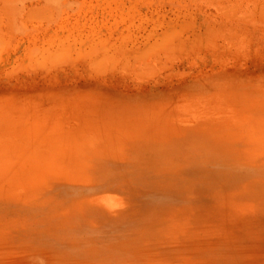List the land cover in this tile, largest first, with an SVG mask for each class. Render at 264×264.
<instances>
[{"label": "rangeland", "instance_id": "obj_1", "mask_svg": "<svg viewBox=\"0 0 264 264\" xmlns=\"http://www.w3.org/2000/svg\"><path fill=\"white\" fill-rule=\"evenodd\" d=\"M147 1L149 0L136 2L135 0H0V10L3 9L4 11L8 6H11L10 12L13 11L20 14L19 22L27 21L25 18L28 17V22L24 21V26L15 29L13 35L12 33L11 35L9 34L8 39L4 37L8 36L7 31L1 34L9 43L6 41L7 44H5V39L1 40L2 37H0V41H2L0 43V105L2 106L0 107V139L4 141V143L0 142V151L6 153L16 150L20 146H23L22 149H26L25 145L30 144L31 146L29 147L35 150H31L33 154L43 153L48 156V161H44L42 158L34 161L19 159L18 163L14 161L17 163L13 165L15 178H23V181H26L24 183L26 185L25 188L40 190L41 193L40 197L35 200H26L27 206L34 205L36 202L40 205L45 200L47 202H71L73 204L77 203L75 205L79 209L75 214L81 218H85L86 213L105 215L110 213L108 209L110 206L105 204L107 194L119 192L118 194L121 195L120 203L123 205L131 204L142 209L159 206L166 210L169 208L189 207L190 209L186 212L190 213L189 222L191 224L194 223V225L203 227L210 233L217 234L219 239L223 241L222 243H226V246L228 245V251L220 255L216 262H212L213 264H264V214L261 215L259 220L251 221L248 224L230 222L223 216V212H227L225 210L227 207H217L218 209H215L216 205L210 198L195 197L198 193L193 191L198 184V178L196 177H199L202 183H210L209 180L206 181L202 178L210 176V171H207V168H214L215 171H212L211 174L219 177L217 182L227 181L226 183L232 186L236 184L243 190L239 196L241 200L248 203V206L264 209V139L261 145L253 149H250L248 145L245 149L238 139L232 138L234 130H242L246 131V133L264 132V61H262L264 60V31L259 35L253 36L252 34L251 40L248 36L245 39L246 43H243L244 49L235 54L233 50L229 51L227 49H225L227 52L224 51L222 53L207 50L200 44L201 41H197L205 35L198 37L196 26L199 25L194 27L195 24H202L209 17L211 19L217 17L215 21L224 18L223 15H225L226 10L230 9V5L232 6L231 9L237 8L239 4V7H245L244 9L251 8V11L257 12L259 10L258 5L261 7L263 4L262 0H241V3H239V0H227V2L226 0L221 2L214 0H201L202 2L199 0H150L151 3H147ZM227 3L228 5H226ZM254 4H256L257 9L253 8ZM47 5H52L51 13L46 12L45 8L43 10V6ZM224 5L229 8L227 9ZM35 6H42L40 11L37 10L39 8L36 9L38 13L31 10L33 7L35 9ZM219 7L221 9H218ZM215 8L216 11L218 10L217 13ZM28 10L35 13L30 12V14ZM223 11L224 14L222 15ZM156 13L157 15H155ZM0 14V17L4 15L2 11H0ZM40 14L41 16H39ZM49 14L53 18H50ZM175 14L177 15V21L175 20ZM119 15H121L119 20L124 17L121 22L118 20ZM144 15L149 18L146 19L147 21L144 20ZM193 15L195 16L194 18ZM47 16L50 18L49 20H47L48 18L46 19ZM141 17L144 21L141 20ZM196 17L197 19H195ZM39 18H41L40 20L43 19V22H39ZM169 18H172V21ZM115 19L118 20L117 24L114 22L116 21ZM151 19H155L154 22ZM75 21H77V24H75ZM34 22H37V26ZM100 22H102V25ZM157 22L159 26L162 23L163 25L157 28ZM126 23L127 26L125 25ZM135 23L140 27L137 28L138 26ZM39 24L41 25L39 26ZM59 24H63V27H61L62 32ZM86 24L91 25L92 28ZM114 24L117 26H114ZM169 24L174 26V32L177 30L175 33L172 31L174 34L171 33L172 36L175 35L173 36L175 38H172L171 35L164 37L165 40H167L166 37H170V39L168 37L169 40L167 41L172 43L171 52L167 56H151L152 59L149 57L148 61H146L165 63V65L169 63L170 67L168 64L166 66L163 65L161 68L158 65L151 66V73H155L150 76L149 73L144 72L147 76L144 77L145 74L142 73L140 75V71L136 72L139 75L132 71L127 75V71H129L127 65L129 63H126L127 65L124 66L127 67V70L124 69L127 74H125L124 66L122 68L120 66L121 63L126 62L123 60L128 58L129 61L127 62L132 64L133 58L137 57L138 53L141 54L140 51L142 55L145 54L146 52L143 51V48L149 43V37L162 36L166 31V26H169ZM25 25H28L27 28ZM74 25L79 27L75 26L74 28ZM178 26L179 29L177 28ZM97 27H100V31H97ZM122 27L123 30H121ZM1 28L0 30L3 32L6 30L4 27ZM71 28H73V31L69 30ZM107 28L111 30L110 37L108 36L109 30ZM163 28L164 32H162ZM92 29L95 33H91ZM151 29H155L156 32L150 31ZM88 30L91 31L89 35L85 32ZM120 30L121 33L119 34ZM70 31L74 34H71ZM125 31L126 33L131 31V35L129 33L130 37ZM146 32L148 36L150 34L147 39L145 38L147 36ZM67 33H69V36L67 35L68 44L65 43L66 40H63ZM52 34L56 36V39H54ZM90 34H92L91 37ZM123 34L127 35L124 36L125 38L129 37L127 42L125 40L121 41L124 38L122 37ZM72 35L76 36V39L73 38V40H78L80 35V40H78L80 42L71 41ZM84 35H86V39L83 37ZM95 35L98 37H94ZM196 35L198 38H196ZM100 36L102 41L98 40V43L100 42L98 44L95 39H100ZM47 37L51 38L49 41L53 40L52 44L48 41L49 38L46 39ZM102 37L105 38V42ZM57 38H63L61 46L66 48V50L64 48L65 54L63 55L62 51L60 55L68 57L69 60L73 59V61H62L66 62L62 63L61 61H54L51 57L49 60L52 59L53 62L47 59L46 54L51 56L50 51L54 48L63 49V47L60 48V39L58 40ZM33 40L34 45L32 44ZM45 40L46 43L44 42ZM132 40L137 41L132 45ZM94 41L95 44H93ZM116 41H120L118 42L119 44L116 45ZM142 41L145 42L143 43ZM221 41L219 37L211 45H220ZM15 42L16 47L13 45ZM74 43L76 47L73 46ZM89 43L93 45L88 46ZM130 43L131 45H129ZM41 44L44 45L41 46ZM108 44L116 46L115 49L110 45L108 47L110 50L106 48ZM256 44L259 48L256 47ZM77 45H79V51L77 50ZM134 45L138 47H134ZM189 45H192V48ZM29 46L30 48L40 46L43 49L29 50L27 48ZM103 46L108 49L105 55L101 54L102 50L103 53L105 52ZM124 46L130 49H125ZM147 46L146 48H149V45ZM178 46H188L186 48L188 50L180 52L177 50ZM47 47L49 48L47 49ZM94 47L97 55L91 54L89 58L85 57L89 55L87 54L88 50L92 49L94 53ZM121 48L123 51H121ZM112 49L113 51L116 50L114 54ZM31 50H35L34 54ZM85 50L88 52H85ZM28 52H31L30 55L32 54L30 58H28ZM254 53L256 54L254 55ZM40 54L45 55L46 58H41ZM82 54H84L86 59ZM100 54L103 55L101 59H104V63L107 64L105 65L107 67L106 70L111 72L105 71L103 62L99 66ZM115 54L118 55L117 62L120 63L117 67L109 63L111 59L114 62L112 57H115ZM196 54L202 59L195 57ZM123 55H126L127 58L123 57ZM257 55L260 58L262 55L263 57L257 61L259 59V57L256 59ZM74 56L76 60H74ZM222 56L224 57L222 58ZM233 57L238 59L236 60L237 62ZM31 58L34 59L32 60ZM97 58L100 59L97 64L94 63L97 68L91 65L89 66L92 69L87 67V61L93 62ZM29 59L32 61L26 62ZM137 59L135 60L137 61ZM164 59L167 62H164ZM238 61H240L239 64H237ZM29 62L30 64H28ZM189 62L192 63L191 66ZM10 63H12V66H10ZM14 63H17V65L13 66ZM26 63L30 65V68ZM43 63L46 66H51V63H58L59 65L56 64L51 66L52 68H48ZM231 63L232 66H230ZM108 66H112V70ZM10 67H14V71ZM156 67L160 69L157 70ZM118 68L120 69L118 70ZM95 69H98V71L102 69V74ZM10 70L11 72H9ZM16 70L18 73L15 72ZM158 71L161 72L159 73ZM196 71H199V73H196ZM33 76L36 77L33 78ZM103 80L105 81L103 82ZM138 87H141V89H138ZM30 88L32 89L30 90ZM174 107L179 108L174 109ZM172 110H181L182 112L176 113ZM187 110H192V112L197 110L199 114L194 115V117L198 118V126L206 123V120L211 115L214 119H218L222 124L218 125L217 128L221 133L220 139L210 141V139L198 136L196 139L190 140L183 137V134L178 137L173 136V140L159 145L157 148H152L156 143L153 136L159 131V128H164L168 121L172 119L190 117V115H187ZM219 110L223 112V115L218 114ZM233 110L241 111V122L239 124L232 117ZM203 111L210 114L204 115ZM206 146H211V154L216 162H207L205 159L198 157L200 150L207 148ZM215 146L220 147L221 150L215 149ZM186 151L194 155V158H189ZM193 162L201 164L195 167ZM200 169L202 171H199ZM18 170H20L19 174L16 173ZM170 170L173 171L172 175H170V172H172ZM2 189L3 187L0 185V193H3ZM170 190L171 192H169ZM185 191L189 192L184 193ZM178 194H188L191 198ZM90 199L94 200L88 202ZM218 200L221 202L220 197ZM14 203V200L0 199V214L3 213L5 208L13 207ZM81 205H91L92 207L84 208ZM111 206L112 208H118L115 202L111 203ZM58 217L60 220L63 219L62 216Z\"/></svg>", "mask_w": 264, "mask_h": 264}, {"label": "bare ground", "instance_id": "obj_2", "mask_svg": "<svg viewBox=\"0 0 264 264\" xmlns=\"http://www.w3.org/2000/svg\"><path fill=\"white\" fill-rule=\"evenodd\" d=\"M136 1H139V0H135V2ZM199 1H201V0H199ZM214 1H218V2L220 1L221 2L222 0H214ZM246 1H248V0H246ZM149 2L151 3L150 0L147 1V3H149ZM226 2H227V0H226ZM239 3H241V0H239ZM262 3L263 4L261 7H260V5H258L259 10L257 12L251 11L250 10L251 8L244 9L245 7H239V4H238V7L236 6V4H234L237 8L231 9L232 6L230 5L229 6L230 9L225 11V15H223L224 11H223V13H221L224 16V18H220L219 21H215V18H217V17H215L213 15L215 18L211 19L209 17L202 24H195L194 27L196 25H199V26H196L197 27L196 32H197L198 37H201V35H205L203 38H201L197 41H201V43L200 42L199 43L202 44L207 50H213V51H218V52L222 53V52L226 51L225 49H227L229 51L233 50L235 52V54H237L238 52H240L241 50L244 49L245 46L243 43H246L245 39L248 36L251 40L252 34H253V36L259 35V34H262L264 31V29H263L264 28V0H262ZM229 4H230V2H229ZM147 5H149V4H147ZM217 5H219V4H217ZM226 5H228V3ZM234 5H233V7H235ZM246 6H247V3H246ZM224 7H227V6L224 5ZM229 7H227V9ZM250 7H251V5H250ZM11 8H12L11 6H8V8H6L4 11H3V9L0 10L4 14L2 17H0V29H2L1 27H4L6 29L4 32L0 30V37H2L1 34L6 33V31H7L8 36H4V37H7V39L9 38L11 33L13 35L15 29L20 28V26H24V21H26V20H24V21L19 22L18 20L20 18V14L14 13L13 11L10 12ZM37 8H39V9H37ZM40 8H42V6H38V7L35 6V9L33 7L31 10H34V11H36V13H38L37 10L40 11ZM44 8H45V11L48 13H51V11L53 9L52 5L43 6V10H44ZM135 8H132V9H135ZM253 8L257 9L256 4H254ZM218 9H221V8L219 7ZM31 10L30 11L28 10L29 13L31 12ZM222 10H223V8H222ZM215 11H216V8H215ZM217 11H216V13H217ZM33 12H31V13H33ZM155 12H156V10H155ZM186 12H188V11H186ZM49 15L51 18L52 15L51 14H49ZM155 15H157V13ZM163 15H161V16L164 17ZM189 15H190V13H189ZM222 15H221V17H222ZM39 16H41V14ZM120 16L121 15H119L118 20L121 18ZM125 16H130V15H125ZM189 17L191 18V16H189ZM194 17L195 16L193 15V18ZM36 18L38 19V17H36ZM47 18H48V16L46 17V19ZM50 18H48L47 20H49ZM128 18H126V19H128ZM176 18H177V15L175 17V20L177 21ZM23 19H24V17H23ZM25 19H27L26 22H28V17ZM30 19H31V17H30ZM30 19H29V22H30ZM32 19H34V18H32ZM40 19L41 18H39V22L40 21L43 22L42 21L43 19L42 20H40ZM122 19H124V17H122ZM146 19H149V18H146V16H145L144 20L147 21ZM159 19H162V18H159ZM195 19H197V17ZM118 20H116L114 22L116 23V22H118ZM121 20H119V21L121 22ZM141 20H143L142 17H141ZM154 20H152V21L154 22ZM200 20H202V19H200ZM75 22H76L75 24H77V21H75ZM95 22H97V21H95ZM187 22H186V24H187ZM100 23L102 25V22H100ZM106 23H107V21H106ZM130 23H129V25H131ZM141 23H144V22H141ZM27 24H29V23H27ZM35 24L37 26V22ZM95 24L97 25V23H95ZM182 24H184V23H182ZM30 25H31V22H30ZM40 25L41 24H39V26ZM62 25L59 26L60 29H61V27H63ZM125 25L127 26V23ZM136 25L134 26L135 29H136ZM162 25H163V23H162ZM162 25L159 26V24L157 22V28H158V26L161 27ZM172 25H175V24H172ZM25 26L27 28L28 25H25ZM75 26H77V25H74V28H75ZM87 26H90V28H92L91 25H87ZM114 26H117V25L114 24ZM137 26H138L137 28L140 27L139 25H137ZM151 26H153V25H151ZM151 26H149V27L151 28ZM179 26H181V25L179 24ZM179 26L177 27L178 29H179ZM189 26H190V23H189ZM77 27H79V26H77ZM149 27H148V29H150ZM59 28H57V29H59ZM90 28H88V29H90ZM99 28L97 29V31L99 30ZM94 29H96V28H94ZM107 29L109 30L110 28H107ZM174 29H175L174 26H171L169 24V26H166L165 32H164V28H163L162 32H164V34L161 33L162 36H155L153 38H151L150 34H149V36H150L149 37L147 35V32H146L145 34L147 36L145 38L146 39L148 37L150 38L148 40L149 43L147 45H149V48H152V49L146 48V47H148L146 45V47L143 48V51L146 53L142 55V52L140 51L141 54L138 53L137 57L135 56L136 58H138L137 61L135 60L136 59L135 57H134L135 59L133 58V60L135 61L134 63H133V60H132V64H130V62H127V61H129V59L126 57V55L125 56L123 55V57L127 58V60L125 58H124L125 60L121 59L123 61H126L124 63H121L122 64L121 65L120 63L117 62L118 55H116V54H115V57H112L114 62L112 61V59L110 57L111 61L109 60V63L116 65V67L120 64L121 68L124 65H127L126 63H129L127 65L128 69H129V71H127L128 74L126 72L127 67L126 66L123 67L124 73L126 72L125 74H127V75H129V72H131V71L134 72L135 74H136V72L138 73L140 71L139 72L140 75L144 72H147V74L149 73V75L152 76L155 72H153V74L151 73V70H150L151 66L154 67V65H158V67L161 68V67H163V65H165V63L162 64V63H153V62H147V61H148L149 57H151V56L162 57V56H167L171 52L170 50L172 49V43L167 41L170 39V37L168 36L169 39H168V37H166L167 40H165L164 37L166 35L172 36V34H174L177 31V30H175V32H174L173 31ZM186 29H187V27H186ZM69 30L73 31V28H71ZM84 30H85V28H84ZM121 30H123V27L121 28ZM121 30H120L119 34L121 33ZM142 30L144 31V29H142ZM152 30L154 31V33L156 32L155 29H151L150 31H152ZM54 31L56 32V30H54ZM62 31L63 30L61 29V32ZM93 31L94 30L92 29V32L89 30L85 31V32H87L89 35V32L95 33ZM97 31H96V33H97ZM126 31H125V33H126ZM147 31H149V30H147ZM39 32H41V31H39ZM55 32H54V34H55ZM82 32H84V31H82ZM110 32H111V30H109V33L107 32L109 34V35L107 34L109 37L111 36ZM77 33H79V32H77ZM129 33L127 32L126 34H128V36H129ZM54 34H52V35L54 36ZM68 34L69 33L66 34L64 39L63 38H61V39L57 38L58 40L60 39L61 44L59 42L58 43L60 44V48L63 47V49L62 48L61 49H55L54 47L57 45V43H56V45L53 47L54 51L53 50L50 51L51 56H48V54H46L47 52L45 53L47 55L48 60L51 57V58H53L54 61H57V62L73 61V59L69 60L68 57L60 55V53H62V51H63L62 54L63 55L65 54L64 51L66 50V48H65V46H61V45L63 42L62 39L66 40L65 43H67V39H68L67 35ZM71 34H74V33L71 32ZM84 34H86V33H84ZM124 34L122 35V37L127 36ZM138 34H140V33H138ZM80 35H79V38H80ZM82 35H83V33H82ZM97 35H99V34H97ZM97 35H95L94 37H96ZM130 35H131V33H130ZM197 35H196V38H198ZM31 36H33V35L31 34ZM72 36H71V38H72L71 41L80 42V41H78V40H80L79 38H78V40H73V38L76 39L77 35L73 36V37ZM91 36H92V34H90V37ZM173 36H175V35H173ZM173 36H172V38H175ZM177 36L179 37V35H177ZM4 37H2L1 40L5 39L4 40L5 44H7L6 41L8 42V40ZM30 37H29V39H30ZM83 37H85V39L87 38L86 35H84ZM109 37H107V38H109ZM129 37H126V38L124 37L121 39V41L125 40V42H127V39ZM219 37H220V40H222L221 44L220 45H211V43L214 41H217ZM34 38H36V37H34ZM48 38L49 37H47L46 39H48ZM88 38H89V36H88ZM145 38H144V40L146 41ZM181 38H182V36H181ZM50 39L51 38H49L48 41ZM54 39H56V36H54ZM104 39L105 38H103V41L105 42ZM111 39H112V37H111ZM81 40H83V39H81ZM96 40H97V43H98V40L102 41L101 36H100V39H95V41ZM140 40H141V38H140ZM258 40H260V39H258ZM26 41L29 42L30 40H26ZM95 41L93 42V44H95ZM135 41H137V40H135ZM135 41L132 40V45ZM145 41H142V42L144 43ZM170 41L172 42V40H170ZM248 41H249V39H248ZM1 42L2 41H0V43ZM16 42H17V40H16ZM16 42H15V44H13L15 47H16ZM44 42L46 43V40ZM49 42H51L50 44H52L53 40L49 41ZM56 42H57V40H56ZM112 42H115V41H112ZM118 42H120V41H118ZM118 42L116 43V45L119 44ZM33 43H34V40L32 41V44ZM69 43H71V42H69ZM75 43L73 46H75ZM190 43H191V41H190ZM256 43H258V41H256ZM3 44H4V42H3ZM91 44L92 43H89L88 46H91ZM38 45H40V44H38ZM43 45L41 44V46H43ZM109 45L111 47H113L114 49L116 47V46H113L111 44H108V46L106 48L110 47ZM129 45H131V43ZM192 45H193V43H192ZM192 45L191 46L189 45V46L192 48ZM48 46H49V43H48ZM98 46H100V45H98ZM118 46H117V48H118ZM193 46H195V45H193ZM67 47H69V46L67 45ZM78 47H79V45H77V50L79 49ZM134 47H138V46L134 45ZM187 47L188 46H184V47L178 46L177 50L180 52L186 51V50H188V49H186ZM256 47L259 48L257 46V44H256ZM4 48H6V47H4ZM27 48H29V50L30 49H36V48L39 50L43 49L40 46H36L34 48H32V47L30 48V46H29ZM48 48L49 47H47V49ZM64 48H65V50H64ZM96 48H95L94 53L92 52L91 48H90L91 50L87 49L89 52L87 50H85V52H88L87 54H89L87 56L85 53V55H86L85 57L89 58V56H91V54L97 55ZM103 48L105 49V46H103ZM126 48H128V47H125V49ZM191 48H189V49L192 50ZM47 49H46V51H47ZM108 49H105L104 53L102 50L101 54L105 55L106 51ZM128 49H130V48H128ZM158 49H160V50H158ZM254 49H255V47H254ZM147 50H148V52H147ZM31 51L34 54L35 50L34 51L31 50ZM112 51H113V49H112ZM115 51L116 50L113 51V54ZM121 51H123V49ZM134 51H138V50H134ZM256 51H258V50H256ZM248 52H250V51H248ZM253 52H255V51H253ZM30 53L28 52V56H29L28 58H30L32 55V54L30 55ZM48 53H49V51H48ZM66 53H67V51H66ZM160 53H162V54L160 55ZM101 54L99 56L100 59L103 56ZM119 54H120V52H119ZM218 54L220 55V53H218ZM255 54L256 53H254V55ZM257 54H259V53L257 52ZM260 54H261V52H260ZM53 55H55V56L53 57ZM67 55H68V53H67ZM82 55L84 57V54H82ZM248 55H249V53H248ZM259 55L256 56V59L259 57ZM69 56H70V54H69ZM75 56H74V58H75ZM111 56H113V55H111ZM119 56L121 57V55H119ZM171 56H175V55H171ZM40 57L43 59L46 58V56L43 54H40ZM80 57H82V56H80ZM193 57H191V59H193ZM195 57L199 58V56L197 54L195 55ZM223 57L224 56H222V58ZM262 57H263V55L261 56V58ZM15 58H16V56H15ZM108 58H109V56H108ZM129 58H130V56H129ZM261 58L259 57V59H257V61H259ZM31 59L33 60L34 58H31ZM31 59L27 60L26 62L30 61ZM97 59L96 60L94 59L93 62L87 61L86 62V64L88 63L87 67H89V68L91 66L95 67L94 63L97 64V61L100 60V59H98V60ZM151 59H152V57H151ZM199 59H202V57H200ZM234 59H235V61L238 60L236 58H234ZM239 59H240V57H239ZM51 60L52 59H50L49 61H51ZM53 60H52V62H53ZM74 60H76V58ZM163 61L167 62L165 59ZM180 61H181V59H180ZM189 61H192V60H189ZM224 61L226 62V60H224ZM262 61H264V60H262ZM12 62H13V60H12ZM66 62H62V63H66ZM17 63L19 64V62H17ZM17 63H14L13 66H15V64L17 65ZM54 63H51L52 64L51 66H53V65L55 66L56 64L59 65L58 63H56V64H54ZM101 63L104 64L103 67H105V65H107L104 63V59H101L100 62H98L99 66ZM239 63H240V61H238L237 64H239ZM243 63H245V62H243ZM28 64H30V62ZM28 64L26 63V65L30 68V65H28ZM167 64L170 67L169 63H167ZM191 64L192 63H190V66H191ZM237 64H235V65H237ZM261 64H263V63H261ZM89 65H91V66H89ZM8 66H9V64H8ZM10 66H12V63H10ZM51 66L48 65L46 67L52 68ZM112 66H108V68L110 67L112 70ZM168 66H167V68H168ZM203 66H201V67H203ZM205 66H206V64H205ZM210 66H211V64H210ZM230 66H232V63ZM158 67H156L157 70L160 69ZM217 67H219V66H217ZM18 68H19V66H18ZM73 68H75V67H73ZM95 68H97V67H95ZM11 69L14 71V67ZM15 69H17V68H15ZM63 69H65V68H63ZM90 69H92V67ZM98 69H99V67H98ZM98 69H95V70L98 71ZM106 69H107V67H105V71H109ZM119 69L120 68H118V70ZM204 69H205V67H204ZM218 69H217V71H218ZM46 70H47V68H46ZM148 70H150V72H148ZM207 70H208V68H207ZM246 70H248V69H246ZM101 71H102V69H101ZM101 71H98V72H100L102 74ZM9 72H11V70ZM15 72H17V70ZM109 72H111V71H109ZM3 73L5 74V72H3ZM44 73H45V69H44ZM196 73H199V71L198 72L196 71ZM33 74H34V72H33ZM75 74H77V73H75ZM144 74H143L144 77H147L146 73H144ZM163 74H164V72H163ZM194 74H195V72H194ZM194 74H193V76H195ZM95 75H96V73H95ZM112 75H114V74H112ZM136 75H139V74H136ZM143 75H142V77H143ZM179 75H180V73H179ZM36 76H38V75H36ZM88 76H90V75L88 74ZM88 76H87V78H88ZM92 76H94V75H92ZM7 77H8V75H7ZM21 77H22V75H21ZM35 77L33 76V78H35ZM158 77H157V79H158ZM163 77H165V76H163ZM189 77H190V75H189ZM191 77H192V73H191ZM84 78H85V76H84ZM102 79H104V78H102ZM104 81L105 80H103V82ZM31 82H33V81H31ZM64 83H67V82H64ZM70 83H72V82H70ZM178 83H179V81H178ZM146 87H147V85H146ZM139 88L141 89V87H138V89ZM31 89L32 88H30V90ZM3 103H5V102H3ZM0 107H2V106L0 105ZM165 107H164V109H165ZM5 108H4V111L6 112ZM178 108L179 107H174V109H178ZM1 111L3 113V109ZM172 111L176 112V113L182 112L181 110H172ZM224 111H229V110H224ZM187 112H188L187 115H190V117L180 118V119H178L179 118L178 117V118L172 119V120L168 121V124L166 126H164L165 129L159 128V131L153 136L156 143L152 148H157L159 145H162V144H164L170 140H173L174 139L173 136L178 137V136H181L183 134H184L183 137L188 138L190 140H194L198 136H202L204 138L210 139V141H216V140L220 139L221 133L217 128H218V125H222V124L220 123V121L218 119H214L213 116L211 115L206 120L207 121L206 123L199 124V126H198V118L194 117V115L199 114V113H197V110H195L193 112H192V110H187ZM202 113L204 115L210 114L209 112H206V111H203ZM7 114H8V112H7ZM218 114L223 115V112L221 110H219ZM240 116H241L240 110H233L232 117L236 121L237 124H239L241 122ZM74 122H72V123H74ZM220 128H222V127H220ZM0 130H1V128H0ZM233 137L240 141V144L243 146V148L246 149L249 145V148L253 149V148H255V147H257L263 143L264 132H261V133L248 132V133H246V131L234 130L233 134H232V138ZM6 140H8V139H6ZM0 142L4 143V141H2V139H0ZM25 146H26V149H22L23 146H20V147H18V149L13 150V151H8L6 153H3L4 151H0V185L3 187V189H2L3 193H0V199H9V200L15 201L13 207L5 208L3 213L0 214V264H213L212 262H216L220 255H222L226 251H228L227 250L228 245L226 246L225 245L226 243H222L223 241H221V239H219L217 234L210 233L206 229H204L203 227H200L198 225H194V223L191 224L189 222V219L191 218V216H190V213L186 212L187 210L190 209L189 207L177 208V209L169 208L166 210V209H163L159 206H153V207H149L148 209H142L140 207H137V206H134L131 204L123 205L122 203H120L121 195L118 194L119 192H114V193L111 192L112 194L111 193L107 194V198L105 199V204L110 206L108 208L110 213L105 214V215H103V214L92 215L91 213H86V217L81 218L79 215L75 214V213H77V211L79 209V207H77L75 205L77 203L73 204L71 202H66V203L47 202L45 200V201H43L44 203H41L40 205H38L39 203L36 202V204H34V205L27 206L26 200H28V199L35 200L36 198H39L41 195L40 190H36V189L30 190V189H28V187L25 188L26 185H24V183H26V181H23V178H20V179L15 178V176H14L15 169H14L13 165H16L19 162V159H28L30 161H34L38 158H40V159L42 158V160H44V161H48L49 159H47L48 156L46 154H43V153H40L41 155L36 154V153L33 154L31 152V150L32 151H35V150H34V148L29 147V146H31L30 144L25 145ZM206 147L207 148L204 147L205 149L200 150V152L198 153V157L205 159L207 162H209V161L216 162L214 159V156L211 154V146H206ZM215 149L221 150V148L218 146H215ZM186 153L188 154L189 158H191V159L194 158V155L190 154L187 151H186ZM148 155H152V154H148ZM14 161H16L17 163H15ZM231 163H232V161H231ZM193 164L195 167H197L196 165H200L201 163H198V162L194 163L193 162ZM3 171H4V174H3ZM170 171H172V170H170ZM199 171H202V169H200ZM204 171H205V169H204ZM207 171H210V176L204 177L202 179H204L206 181L209 180L210 183L209 182L207 184L202 183V180L199 177H196V178H198L197 179L198 184H197L195 190H193V191L198 193V195H195V197H201L202 199L210 198L213 201V203L216 205L215 209H218L217 207H219V208H223V207L226 208L227 207V209H225V210H227V212H223V216L225 219H228L230 222H238V223L248 224L251 221H257L261 218V215L264 214V209L261 207L257 208V207H253V206H248V203L241 200V197H239V196L242 194V191H243L242 189H240L236 184L234 186L228 185L226 183L227 181L217 182L219 177L214 175V174H211L212 171H215L214 168L213 169L207 168ZM16 173L19 174L20 170H18ZM172 173H173V171L170 172V175H172ZM65 180H70V179H65ZM169 192H171V190ZM186 192H189V191H185L184 193H186ZM175 193H177V192H175ZM178 195H183L184 197H190V195H188V194H178ZM219 197L221 199V202H219V200H218ZM93 200L94 199H90L88 202H92ZM114 202L116 203L118 208H114V207L112 208L111 203H114ZM48 203H50V204H48ZM81 206L84 208H88V207L91 208L92 207L91 205H81ZM58 216H60V217L62 216L63 219L60 220V218ZM234 253H235V251H234Z\"/></svg>", "mask_w": 264, "mask_h": 264}]
</instances>
